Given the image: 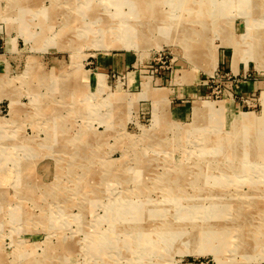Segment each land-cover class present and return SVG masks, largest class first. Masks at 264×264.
<instances>
[{"label":"rangeland","instance_id":"rangeland-1","mask_svg":"<svg viewBox=\"0 0 264 264\" xmlns=\"http://www.w3.org/2000/svg\"><path fill=\"white\" fill-rule=\"evenodd\" d=\"M251 2L249 20L227 2L198 24V2L0 0V264H264ZM138 19L142 40L121 42Z\"/></svg>","mask_w":264,"mask_h":264},{"label":"bare ground","instance_id":"bare-ground-1","mask_svg":"<svg viewBox=\"0 0 264 264\" xmlns=\"http://www.w3.org/2000/svg\"><path fill=\"white\" fill-rule=\"evenodd\" d=\"M136 1H138L139 2V6H137L138 7V9L139 10H141V9H143V6H147V5H149L150 3H152L154 0H136ZM157 1H159V0H156V2ZM177 1V3L179 4V6H181V8L182 9H184V10H186V9H190V2H198V5H196V6H199L200 7V9H199V11H198V13L201 15L200 17H201V19H199V20H193V22L194 23H200V24H204L203 23V21L205 22V24H206V22L209 20L208 18L209 17H212V16H215L216 14H221V13H219V12H221V8H218V10H216V11H209L210 10V8L209 7H213V6H215V7H223L224 5H227V2L228 3H234V4H236L237 5V8H238V11L239 12H242L243 14H245L246 16H247V20H249L250 19V17H249V11L247 12V9H248V7L247 6H249L252 2H251V0H223L224 1V4L222 3V5H221V3H220V5L217 3L219 0H175V2ZM254 2V4H257V1H256V3H255V1H253ZM197 4V3H196ZM243 5H247V6H243ZM120 8V7H119ZM226 8V7H225ZM198 10V9H197ZM225 10V9H224ZM252 10V9H251ZM187 11H189V10H187ZM255 11V10H254ZM203 12H206L204 15H203ZM137 13V12H136ZM193 14V13H192ZM173 16H174V14H173ZM180 16V15H179ZM199 17V18H200ZM168 18V17H167ZM173 18V17H172ZM180 18H181V16H180ZM159 19V18H158ZM183 19V18H182ZM180 20V19H179ZM150 21V20H149ZM166 21V19L165 20H162V22H165ZM181 21V20H180ZM180 21H179V23H180ZM185 21V20H184ZM212 22V21H211ZM146 24V21H144V20H134L133 22H131V24H129V26H127L126 28H125V30H122L121 32H119V40H121V42H123V43H125V42H127V43H131L132 41H134V42H136L137 44L139 43V40L141 41L142 40V36H144V29H143V26ZM149 24V23H148ZM182 24V23H181ZM183 30V29H182ZM149 31V30H148ZM252 31H253V29H252ZM189 32H192L193 34H196L195 32H196V29L194 28H189V27H186L183 31H182V33L184 34V35H179L180 36V40L183 42V44H184V46H185V48H186V46H189V43L187 42V41H189V40H194V38L193 39H191V37H190V34L191 33H189ZM178 34V33H177ZM205 35V34H204ZM146 39V38H145ZM144 39V40H145ZM245 39V38H244ZM246 39H247V37H246ZM168 40H171V39H169V37H168V39H167V41ZM196 40V39H195ZM240 40V39H239ZM173 41H175L174 39H173ZM253 42H249L248 41V44H252ZM193 46V45H192ZM190 47V46H189ZM192 49V48H191ZM253 49V48H252ZM251 48H250V50H248V53H251V54H253L252 52H253V50H252ZM197 51V50H196ZM255 51V50H254ZM235 52H241V51H237V50H235ZM256 52L258 53V54H256V57H259V59L258 58H256V60H258V62L260 63V64H262L261 63V55L259 54V52H260V49H258V50H256ZM210 53V52H209ZM192 55H194V57H200V53H198V51L197 52H192L191 53ZM208 54V53H207ZM206 54V55H207ZM239 54V53H238ZM237 54V55H238ZM191 55V56H192ZM209 55V54H208ZM254 55V54H253ZM209 57V56H208ZM191 59V58H190ZM213 61V64H214V66H215V60H212ZM236 61V60H235ZM259 68H260V66H258ZM100 77V76H99ZM13 107V104L11 103V108ZM208 110H209V108H208V105H206V106H204V107H200V108H198V113H204V112H208ZM210 114V113H209ZM212 116V115H211ZM204 117V116H203ZM210 117V116H209ZM218 117V116H217ZM237 118L235 119V120H237L238 119V121H236V122H238V123H243V122H247V125L249 124V125H253V123H256V121H258L257 119H255L254 121H253V118L251 117V115L250 114H245V113H243L242 115H238V116H236ZM264 118V117H263ZM201 120V119H200ZM261 120V119H260ZM197 121V120H196ZM195 121V122H196ZM215 121V120H214ZM198 122V121H197ZM207 122V121H206ZM262 122V121H261ZM264 123V122H263ZM205 125V124H204ZM242 126H244V125H242ZM238 127H240L239 126V124H238ZM153 128H155V129H157V125H153ZM210 129V128H209ZM201 130V129H200ZM215 131V130H214ZM238 131V130H237ZM189 132V131H188ZM200 132H202V131H200ZM195 133V132H194ZM209 134H206L205 135V143H206V145H212V147L211 148H213L214 146H215V144H219V145H224L223 143L225 142V139H222L220 136L218 137V136H216L217 134L216 133H213V132H211V131H209L208 132ZM238 133V132H237ZM192 134V133H191ZM196 134V133H195ZM259 134V133H258ZM190 135V134H189ZM260 135V134H259ZM216 136V137H215ZM226 136V135H225ZM260 137V136H259ZM263 140V139H262ZM236 144V143H235ZM253 144V143H252ZM264 144V143H263ZM218 145V146H219ZM258 145V144H257ZM260 145V144H259ZM261 147V146H260ZM236 148V147H235ZM254 148H255V146H254ZM259 148V147H258ZM263 148V147H262ZM226 150V149H225ZM241 151V150H240ZM257 151V150H256ZM225 152H228V151H225ZM236 152H237V150H236ZM209 153V152H208ZM218 153V152H217ZM232 154V153H231ZM230 154V155H231ZM203 155V154H202ZM211 155V154H210ZM226 155V154H225ZM229 155V154H228ZM209 156V155H208ZM218 156V155H217ZM224 156V155H223ZM243 156V155H242ZM228 157V156H227ZM232 157V156H231ZM230 157V158H231ZM235 157H237V155L235 156ZM209 159V158H208ZM243 159V158H242ZM244 169H245V167H244ZM246 170V169H245ZM143 171V170H142ZM142 174H143V172H142ZM177 175H173V178H172V180L174 181V179H175V177H176ZM170 178V177H169ZM168 178V179H169ZM171 179V178H170ZM139 181H140V179H139ZM176 188V187H175ZM171 190V189H170ZM176 205V204H175ZM257 207V206H256ZM258 207H259V205H258ZM260 208V207H259ZM250 214V213H249ZM244 219V218H243ZM245 221H246V219H245ZM253 221V220H252ZM259 221V220H258ZM239 222V221H238ZM250 222V221H249ZM262 223H260V225H261ZM248 227V226H247ZM260 228V227H259ZM259 230H261V229H259ZM252 236V235H251ZM257 237H258V235H257ZM259 238H260V236H259ZM259 240V239H258ZM228 241V240H227ZM203 243V242H202ZM230 244V243H229ZM254 245H255V242H254ZM258 245V244H257ZM244 251V250H243ZM244 254H245V252H244Z\"/></svg>","mask_w":264,"mask_h":264}]
</instances>
